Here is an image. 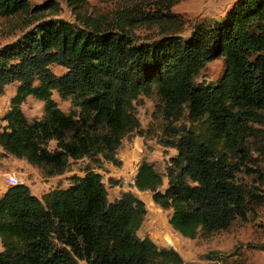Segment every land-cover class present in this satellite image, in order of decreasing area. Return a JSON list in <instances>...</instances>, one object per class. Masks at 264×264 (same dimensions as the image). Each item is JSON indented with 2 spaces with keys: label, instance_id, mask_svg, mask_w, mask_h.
I'll use <instances>...</instances> for the list:
<instances>
[{
  "label": "trees",
  "instance_id": "16d2710c",
  "mask_svg": "<svg viewBox=\"0 0 264 264\" xmlns=\"http://www.w3.org/2000/svg\"><path fill=\"white\" fill-rule=\"evenodd\" d=\"M30 9L41 5L0 0V15ZM216 57L224 59L222 75L197 82ZM52 65L64 71L55 73ZM12 83L14 93L0 118L4 153L46 165L51 174H61L69 158L97 154L120 166L122 139L140 126L133 102L155 94L167 120L158 142L176 152L164 173L142 158L135 187L170 210L171 227L193 238L228 227L245 217L250 203L262 201L236 179L231 153L245 127L242 115L264 107V0H241L212 26L153 42L134 41L124 23L42 19L0 47V94ZM53 92L70 100L69 112L59 108ZM29 95L43 101L42 117L24 115L21 104ZM185 111L195 126L174 124ZM69 178L67 187L41 197L22 182L8 185L0 195V264L183 263L174 248L138 236L146 214L139 196L121 191L110 200L93 168ZM257 181L264 189V170Z\"/></svg>",
  "mask_w": 264,
  "mask_h": 264
},
{
  "label": "rangeland",
  "instance_id": "374dc122",
  "mask_svg": "<svg viewBox=\"0 0 264 264\" xmlns=\"http://www.w3.org/2000/svg\"><path fill=\"white\" fill-rule=\"evenodd\" d=\"M27 1L31 8L41 5V9L36 12L30 9L0 15V47L15 41L37 21L49 18H62L78 25L99 23L103 27L124 23L125 29L136 42L157 41L172 32L186 38L198 25L212 26L219 22L241 0ZM51 68L55 73L64 71V68L57 65H52ZM223 70L224 59L213 58L206 63L195 80L215 82ZM15 85L16 83L7 85L0 94V113L14 93ZM52 97L65 113L72 109L69 99H62L56 92H53ZM43 105L42 100L29 95L21 104V109L27 119L32 120L42 117ZM133 106L140 126L123 137L117 150V157L122 164L117 167L126 171L144 158L152 162L157 171L164 173L168 157L176 150L158 142L167 121L160 109V101L155 94L139 96L134 100ZM242 121L245 127L240 134V143L234 146L231 153L233 162L238 166L236 179L256 191L262 201L250 203L245 217L237 216L228 227L198 232L195 237L189 238L171 227L168 222L169 209L160 208L147 194H141L146 214L137 231L139 237L149 236L159 246L174 248L182 257V264H264V189L257 181V174L264 170V107L251 108L242 115ZM174 124L195 126L187 118V111ZM54 144V140L50 141L49 147ZM112 166L111 162L97 154L93 158H69L61 174H51L46 165L32 164L25 158L4 153L0 147V195L8 187L5 181L7 174L14 175L33 194L41 197L51 188L67 187L71 175H82L86 169L93 168L101 173L104 185L108 188V198L112 200L119 194L116 184L107 176ZM116 181L120 182L119 179ZM133 193L139 195L136 190ZM164 237L171 238L172 244Z\"/></svg>",
  "mask_w": 264,
  "mask_h": 264
},
{
  "label": "built area",
  "instance_id": "2783aa9c",
  "mask_svg": "<svg viewBox=\"0 0 264 264\" xmlns=\"http://www.w3.org/2000/svg\"><path fill=\"white\" fill-rule=\"evenodd\" d=\"M138 162H136L132 168L127 169L123 173L119 174L118 178L119 179V185L125 190V191H130L133 192L136 190L135 187V174L138 168ZM5 181L7 185H12V184H17L21 183L14 175L12 174H7L5 175ZM165 238V237H164ZM167 239V238H165ZM169 243L172 244L171 238L167 239Z\"/></svg>",
  "mask_w": 264,
  "mask_h": 264
},
{
  "label": "crops",
  "instance_id": "0c3cea01",
  "mask_svg": "<svg viewBox=\"0 0 264 264\" xmlns=\"http://www.w3.org/2000/svg\"><path fill=\"white\" fill-rule=\"evenodd\" d=\"M8 106H9V100L7 101L6 105L4 106V109H3L2 112L0 113V116H2V115L4 114V112L8 109ZM0 108H2V107H0ZM4 123H5L4 121L0 120V124H1V125H3ZM111 168H112V169H111V171L107 174V176H108V177H111L113 180H116V179L118 178L119 174H121V173L124 172V170L118 168V167L115 166V165H113ZM114 184H116V183H114ZM115 187H117V188L119 189V192H118L119 194H120L121 191H124V189H123L122 187H120V185H118V182H117V184H116ZM107 189H108V188H107ZM111 189H113V188H111ZM136 193L139 194V195H138L139 197L141 196V194H147V196H149V198L152 199L151 194H150L148 191H139L138 189H136ZM119 194H118L117 196H119ZM117 196H115V197H117ZM152 201H153V200H152Z\"/></svg>",
  "mask_w": 264,
  "mask_h": 264
},
{
  "label": "clouds",
  "instance_id": "9594fccd",
  "mask_svg": "<svg viewBox=\"0 0 264 264\" xmlns=\"http://www.w3.org/2000/svg\"><path fill=\"white\" fill-rule=\"evenodd\" d=\"M119 184V183H118ZM137 189V188H136ZM125 191V190H124ZM134 192V191H133Z\"/></svg>",
  "mask_w": 264,
  "mask_h": 264
}]
</instances>
